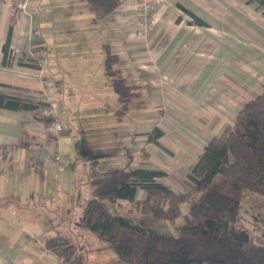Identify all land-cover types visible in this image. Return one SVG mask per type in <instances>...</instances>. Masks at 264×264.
<instances>
[{
    "label": "crops",
    "instance_id": "obj_1",
    "mask_svg": "<svg viewBox=\"0 0 264 264\" xmlns=\"http://www.w3.org/2000/svg\"><path fill=\"white\" fill-rule=\"evenodd\" d=\"M135 16L133 0L97 21L85 0H0V84L47 101L61 125L54 132L29 112L0 108V264H67L45 248L54 236L67 237L81 258V236L72 235L87 232L72 199L84 206L92 197L88 169L149 167L181 191L208 141L262 91L264 15L248 0H171L143 39ZM106 46L133 87L122 109L105 73ZM9 51L30 60L10 61ZM154 128L157 142L148 140ZM51 151L64 170L45 158ZM76 176H86L81 195ZM144 197L138 189L136 200Z\"/></svg>",
    "mask_w": 264,
    "mask_h": 264
},
{
    "label": "trees",
    "instance_id": "obj_2",
    "mask_svg": "<svg viewBox=\"0 0 264 264\" xmlns=\"http://www.w3.org/2000/svg\"><path fill=\"white\" fill-rule=\"evenodd\" d=\"M85 1L94 13V21L121 4V0ZM248 3L264 15V0H248ZM192 17L195 24H205L195 15ZM10 31L11 26L8 37ZM7 49L8 38L5 54ZM105 54V73L110 77V86L121 102V109L125 108L133 87L113 68L117 55L107 46ZM9 57L10 51L8 60ZM0 86L5 88L0 90V108L29 112L45 124L55 120L47 101L24 88ZM161 133L154 128L148 140L157 142ZM26 144L24 140L23 145ZM164 176L160 170L132 168L129 164L102 172L88 169L87 182L93 196L83 206L81 226L108 244L125 264H264L263 240L250 241L236 227L241 218L239 205L243 192L264 196V87L238 111L233 125L208 141L182 181L181 191L176 192L161 182ZM138 189L145 192L141 201L136 200ZM121 202L133 205L141 215L158 220L183 217L187 225L175 237L151 234L127 216L111 212L110 205ZM183 204H187L184 212ZM44 244L64 263L79 264L75 259L77 246L67 237H50Z\"/></svg>",
    "mask_w": 264,
    "mask_h": 264
},
{
    "label": "rangeland",
    "instance_id": "obj_3",
    "mask_svg": "<svg viewBox=\"0 0 264 264\" xmlns=\"http://www.w3.org/2000/svg\"><path fill=\"white\" fill-rule=\"evenodd\" d=\"M112 46H114V44ZM113 68L115 69V66ZM66 171L71 172L72 170L67 168ZM78 173H80V171H75L73 176ZM76 177L77 185L73 188L74 190H77V192H80L81 195L85 189L82 184L84 183L86 176L83 177L84 180L81 177ZM85 192L88 193V191ZM79 202L80 199L78 198L74 201L72 199V203H76L74 213V216H76V223L79 227H82L81 222L83 211L81 210V207L83 205L79 206ZM81 204H83L82 201ZM181 209L183 212L186 211L187 204H183ZM110 210L112 213L127 216L132 222L141 225L149 233L155 235H168L175 237L179 235L181 228L187 225V222L183 217H179L174 221H167L154 219L149 215H141L133 205L126 202L111 204ZM239 214L241 218L236 223L237 230L250 241L255 242L260 238L264 243V196L244 191L239 205ZM77 233L81 236V247L87 252L85 254L79 249L81 258L77 256L75 257L79 264H125L116 257L108 244L98 240L89 232L86 234L89 238L85 237L81 231L74 233L72 236H77ZM82 239L84 241H82Z\"/></svg>",
    "mask_w": 264,
    "mask_h": 264
},
{
    "label": "built area",
    "instance_id": "obj_4",
    "mask_svg": "<svg viewBox=\"0 0 264 264\" xmlns=\"http://www.w3.org/2000/svg\"><path fill=\"white\" fill-rule=\"evenodd\" d=\"M171 0H133L136 9L135 16V35L139 39L147 37L155 27V10L162 5H166ZM10 61H16L21 63L28 62V56L22 51H11ZM44 112H47L45 110ZM50 126L54 132L61 129V125L56 120L50 123ZM0 155L2 150L0 149ZM45 158H51L55 162L56 169L59 171L64 170V164L59 160L58 155L51 151L50 153L44 152Z\"/></svg>",
    "mask_w": 264,
    "mask_h": 264
}]
</instances>
